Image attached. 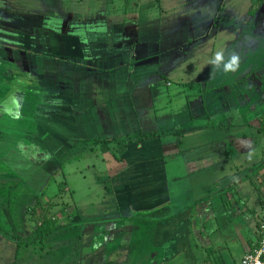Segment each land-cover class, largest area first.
<instances>
[{
  "label": "rangeland",
  "instance_id": "1",
  "mask_svg": "<svg viewBox=\"0 0 264 264\" xmlns=\"http://www.w3.org/2000/svg\"><path fill=\"white\" fill-rule=\"evenodd\" d=\"M148 1L151 0H114V7L121 8V19L106 18L104 23L96 24L89 19L84 22L78 15L87 14L91 7L88 16L96 14L97 20L98 4L108 0H0V183L7 181L15 187L11 197L8 191L1 192L0 206L17 211L9 214L14 224L8 228V215L0 209V264H117L109 261L107 252L113 231L108 226L112 223L106 221L116 216V208L109 207L103 215L86 214L96 208L88 201H96L100 194L113 206L117 201L119 205L124 203L136 220L144 215L136 209L141 201L138 197L146 196L150 188V174L160 178L167 168L174 174L181 173L174 151L163 144L182 135L179 131L171 134L173 123L162 122L164 135L157 133L132 143L120 139L157 130L154 110L160 111L153 105L163 97L161 86L164 84L166 89L165 81L171 75L170 71L160 73L159 66L185 63L194 79L209 76L212 82L231 84L247 69L260 65L262 46L249 35L264 32V13L257 14L263 0H250V14L247 0H156L157 8L163 5L169 10L166 25H161V30L167 31L163 36H168L169 31L174 35L156 54L147 56L143 48L147 39L141 42L137 33L150 29ZM133 3L138 13L124 14ZM77 28L85 32L86 38L80 43L76 39L75 48L66 46L69 39L62 38L59 48L51 36L57 30L69 34ZM89 31L110 36V41L113 36L109 34L115 32V48L103 56L113 57L117 55L114 51L120 50L116 66L95 61L93 43L101 38L92 35L91 43L84 42L89 41ZM83 42L88 47L84 48ZM216 42L220 43L217 57L211 59ZM136 55L139 58L131 61ZM124 56H128L126 62L122 60ZM59 62L64 68H60L64 76L61 78L50 70L56 69ZM97 63H101V70L96 69ZM70 64L74 69L68 78L71 66L66 65ZM153 69L155 73L147 74ZM86 70L95 76L90 77ZM66 77L75 87L72 98L65 85ZM148 80L157 83L152 87L153 94L145 90ZM186 86L192 88L187 89L188 93L197 91V84ZM115 94L123 100L124 107L119 106ZM66 97L69 99H61ZM185 99L187 106L180 104L182 110L163 103L165 111L174 107L176 112L181 111L180 118L187 117L188 101L191 107L192 100ZM165 111L160 113L168 114ZM130 168L136 174L131 181ZM124 180L133 193H126ZM256 197L257 203H262H255L251 209L260 216L255 218L260 234L264 225V187ZM23 203L26 204L20 209ZM79 213L86 215L78 221ZM89 217L94 220L85 219ZM49 219L58 230L43 241L37 237L38 230ZM84 232H93L94 238L104 243L99 247L92 240L93 246H84ZM216 252L219 264H231L230 259L238 257L231 245Z\"/></svg>",
  "mask_w": 264,
  "mask_h": 264
},
{
  "label": "crops",
  "instance_id": "2",
  "mask_svg": "<svg viewBox=\"0 0 264 264\" xmlns=\"http://www.w3.org/2000/svg\"><path fill=\"white\" fill-rule=\"evenodd\" d=\"M113 1L108 0V3L98 4L100 11H98L97 20L95 13L91 17L88 16L91 7L87 10V14L83 13L78 16H83L84 22L89 19L96 24L104 23L106 18L116 20L120 17L118 19L120 20L123 16L120 15L121 8L114 7ZM155 2L156 0L147 2V16H145L150 18V29L145 33H137L140 34L137 36L138 40L147 39V45L145 47L141 45L147 56L156 54L174 35L169 31L168 36H163L167 31L164 29L162 31L161 25H166L169 10L163 5L157 8ZM109 3L112 5L109 6ZM249 5L250 0H247L250 14ZM260 6L257 14L260 11L264 13V0ZM134 7L133 3L124 14L128 15L129 12L137 14L138 11H135ZM84 33L77 28L69 34L57 30L51 36L56 39L55 43L59 48L64 39H69L66 46L75 48L74 41L77 39L79 43L82 42L81 39L86 38ZM87 33L89 41L84 42L91 43L89 36L92 35L101 38L99 42L93 43L95 61L109 64L111 67L116 66V63H119L120 50H115L117 55L113 57L103 56L115 48L113 44L117 39L113 35L115 32L109 34L113 36L112 41L109 40L110 36H104L103 33L100 35L90 31ZM254 35L251 34L249 37L258 39L262 46L260 65L247 69L248 73L246 70L238 80L231 84L212 82L209 76L205 79H194L190 75V67L185 63H169L165 67L159 66L160 73L162 70L170 71L171 75L165 81L166 89L163 88L164 84L161 86L163 97L156 101L157 105L153 106L161 112L165 111L163 103H170L182 110L183 106H187L185 97H190L192 100L191 107L188 101L187 117L180 118L181 111L176 112L174 107L165 111L168 114L154 110L157 130L149 133L164 135L165 131L162 126L166 123L174 124L171 134L174 131L182 133L177 140L173 138L172 143L163 142L167 145L166 147L171 148L172 153L174 151V156L176 155V160L179 161L181 167V173L174 174L172 169L167 168L160 178L150 174L148 177L150 188L147 189L146 196L138 197L141 201L138 203L139 208L136 209L142 211L144 215H139L140 217L136 220L129 214L131 212L127 211L128 208H124V203L119 205L117 201L113 206L112 202H107V197L104 198L100 194L96 201H88L89 205L93 204L90 206H96V208L93 207L91 212L86 211V214L103 215L108 213L109 207H113L114 210L116 208L115 214L118 219L114 216L106 220L112 223L108 226L113 231L110 236L112 242L108 247L110 250L107 252L110 256L109 261L117 262V264H219L216 263V251L222 249L224 245H231L238 252V257H232L230 262L240 264L243 256L259 243L260 234L257 221L260 216L251 207L254 208L255 203L258 206L262 203H257L256 196H260V191L264 187V32L259 31V34L254 33ZM234 39L236 42L239 41V39ZM138 40L136 42H139ZM84 42L81 44L86 48L87 45H84ZM191 42H194V45L197 43L193 40ZM117 44L120 46L119 42ZM219 45L220 43L216 42L212 46L211 59L217 57L216 51ZM127 57H122V60L126 59L124 60L126 62ZM138 58L139 56L136 55L131 61ZM109 60L112 61L109 62ZM59 63L56 69L54 67L50 69L53 76L55 72L58 73L57 78L64 77L60 72L61 62ZM100 65L101 63L96 64L97 70L102 69ZM66 66L67 68L71 66V71L66 74L69 78L74 66L71 64ZM61 69L64 70V68ZM155 72L156 69H153L152 73L149 71L147 74ZM86 74L90 77L95 76L94 72L87 70ZM254 76L261 77V79ZM98 77L103 82L102 74ZM68 81L69 79L65 85L68 91L72 92V95H69L72 98L75 87L73 82L69 84ZM149 81H147L145 90L153 94V88L157 83L156 81L149 83ZM191 84H197V91L188 93L187 89L192 88L186 85ZM114 96L118 98L119 106L124 107L123 100L117 94ZM61 99L68 100L69 97ZM114 100L116 101L115 98ZM180 104L183 106L180 107ZM120 113L125 114V111L121 110ZM128 175H130L129 181L136 176L131 172V168ZM176 180L182 181L177 182ZM124 181L122 186H125L126 193L129 191L133 193L130 184ZM13 188L15 187L7 181L0 183V200L2 201L3 196L1 192L8 191L11 197ZM250 197L256 198L255 201ZM5 200L6 198L2 204ZM25 204L23 203L20 209ZM132 206L135 208L134 205ZM0 209L8 215L6 222H8V228H12L14 222L9 214L17 211L11 212V208L5 205L0 206ZM83 213H79L78 221L80 216L86 215ZM85 219L89 222L94 220L92 217ZM105 228L107 229V226ZM115 234H117L116 237ZM84 235L86 237L82 239L84 246H93L92 240L95 242L94 245L98 244L99 247L104 243L101 238L98 242L93 232H84ZM221 239L225 242L221 243ZM84 252L86 253L85 249ZM113 255L115 258H112ZM227 263L223 262V264Z\"/></svg>",
  "mask_w": 264,
  "mask_h": 264
},
{
  "label": "built area",
  "instance_id": "3",
  "mask_svg": "<svg viewBox=\"0 0 264 264\" xmlns=\"http://www.w3.org/2000/svg\"><path fill=\"white\" fill-rule=\"evenodd\" d=\"M240 264H264V225L260 230L259 243L243 256Z\"/></svg>",
  "mask_w": 264,
  "mask_h": 264
},
{
  "label": "trees",
  "instance_id": "4",
  "mask_svg": "<svg viewBox=\"0 0 264 264\" xmlns=\"http://www.w3.org/2000/svg\"><path fill=\"white\" fill-rule=\"evenodd\" d=\"M151 135L152 134H139V135H136L134 138L128 137L129 139H124V138H120V139H123L125 142H131L132 143V141L144 140ZM120 139H118V140H120ZM44 223H45V225H42V227L39 228L38 236H37V237L41 238V240H43V241L49 239L58 230L56 224L53 223L51 221V219L45 221Z\"/></svg>",
  "mask_w": 264,
  "mask_h": 264
}]
</instances>
